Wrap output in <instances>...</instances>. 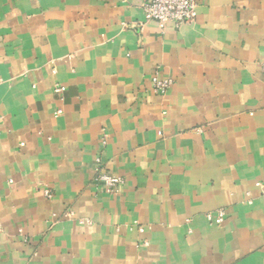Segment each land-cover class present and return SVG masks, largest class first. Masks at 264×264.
<instances>
[{
  "label": "crops",
  "instance_id": "crops-1",
  "mask_svg": "<svg viewBox=\"0 0 264 264\" xmlns=\"http://www.w3.org/2000/svg\"><path fill=\"white\" fill-rule=\"evenodd\" d=\"M197 1L0 0V264H264V0Z\"/></svg>",
  "mask_w": 264,
  "mask_h": 264
},
{
  "label": "built area",
  "instance_id": "built-area-1",
  "mask_svg": "<svg viewBox=\"0 0 264 264\" xmlns=\"http://www.w3.org/2000/svg\"><path fill=\"white\" fill-rule=\"evenodd\" d=\"M142 8L145 14V22H157L161 29L169 27L180 28L183 24L191 23L196 20L198 14V1L197 0H143ZM172 78H159L158 74L153 78L154 90L157 93L165 94L172 86ZM63 87L57 88L58 91L63 90ZM61 113V110L58 111ZM98 179L103 182L105 188L109 192L118 193L121 191L124 180L121 176L116 174H109L99 170ZM256 187L264 195V182L257 181ZM50 196L51 192L46 191ZM226 217V211L219 209L217 212H210L207 218L211 223L221 224ZM4 232V225L0 213V235Z\"/></svg>",
  "mask_w": 264,
  "mask_h": 264
}]
</instances>
